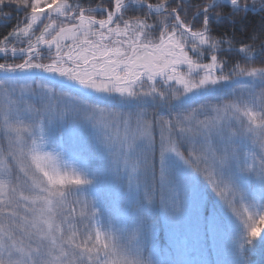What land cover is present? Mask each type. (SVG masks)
<instances>
[{
	"label": "snow or ice",
	"instance_id": "obj_1",
	"mask_svg": "<svg viewBox=\"0 0 264 264\" xmlns=\"http://www.w3.org/2000/svg\"><path fill=\"white\" fill-rule=\"evenodd\" d=\"M0 30V264H259L264 0H0ZM206 194L226 255L154 259Z\"/></svg>",
	"mask_w": 264,
	"mask_h": 264
},
{
	"label": "trees",
	"instance_id": "obj_2",
	"mask_svg": "<svg viewBox=\"0 0 264 264\" xmlns=\"http://www.w3.org/2000/svg\"><path fill=\"white\" fill-rule=\"evenodd\" d=\"M255 16V13L253 14ZM251 20L245 21L244 24H250ZM258 23V21H257ZM3 30H0L2 32ZM217 31H226L229 34L236 33L238 38H246L245 37V28L243 24L238 23L235 27L232 25H224L221 24L217 28ZM72 163L71 159H68V163ZM209 189V193H210ZM215 200V197L212 196V200H209L208 195H205V203L203 205V215L204 217L207 216L208 221L210 222L209 225H211V217L213 215V203L212 201ZM155 223H156V253L153 256V258H157V256L160 259L170 258V259H176L177 251L173 248V245L171 243L170 235L171 232L169 231V224L164 220V218L157 214L155 217ZM210 235H208L206 232L204 235L200 237L199 242H196V240H193L192 242V255L194 256V260L199 258L200 250L203 249L205 252H207L210 259H213L212 249H211V243H210ZM148 255V253H146ZM256 260L259 262V264H264V247L258 246L257 252H256Z\"/></svg>",
	"mask_w": 264,
	"mask_h": 264
},
{
	"label": "rangeland",
	"instance_id": "obj_3",
	"mask_svg": "<svg viewBox=\"0 0 264 264\" xmlns=\"http://www.w3.org/2000/svg\"><path fill=\"white\" fill-rule=\"evenodd\" d=\"M69 164H71L69 162ZM203 207L201 209V214H200V224H199V235L198 238L196 236L195 229L189 225V226H181L177 231L175 236L172 234V230L170 229L169 226V231L171 232L170 239L171 243L173 245V248L177 251V256L178 255L182 256L184 259L188 260H194V256L192 255V242L193 240H196V242H199L200 237L204 235L206 232L208 235H210V243H211V249H212V254H213V259H216L217 252L221 253L222 256L226 255V245L227 241L225 237L220 234L219 232H213L212 231V226L209 225L210 222L207 219V216L204 217L203 213ZM187 239L188 245L186 249H179L177 248V244L179 240ZM155 259V258H154ZM156 259H160L158 256ZM165 259H170V258H165Z\"/></svg>",
	"mask_w": 264,
	"mask_h": 264
}]
</instances>
